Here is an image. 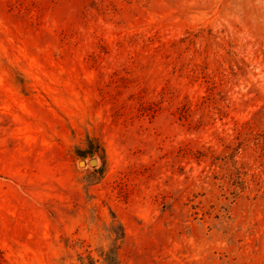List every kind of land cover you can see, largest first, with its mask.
Instances as JSON below:
<instances>
[{"label": "rangeland", "instance_id": "rangeland-1", "mask_svg": "<svg viewBox=\"0 0 264 264\" xmlns=\"http://www.w3.org/2000/svg\"><path fill=\"white\" fill-rule=\"evenodd\" d=\"M0 264H264V0H0Z\"/></svg>", "mask_w": 264, "mask_h": 264}, {"label": "water", "instance_id": "water-1", "mask_svg": "<svg viewBox=\"0 0 264 264\" xmlns=\"http://www.w3.org/2000/svg\"><path fill=\"white\" fill-rule=\"evenodd\" d=\"M82 163H83V162L81 161L79 164L82 165ZM89 164L92 165V166L96 165V160L91 159V160L89 161Z\"/></svg>", "mask_w": 264, "mask_h": 264}, {"label": "trees", "instance_id": "trees-1", "mask_svg": "<svg viewBox=\"0 0 264 264\" xmlns=\"http://www.w3.org/2000/svg\"><path fill=\"white\" fill-rule=\"evenodd\" d=\"M111 257L113 258L114 257V254Z\"/></svg>", "mask_w": 264, "mask_h": 264}]
</instances>
